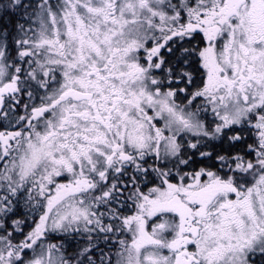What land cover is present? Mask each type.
Segmentation results:
<instances>
[{"label":"snow or ice","instance_id":"1","mask_svg":"<svg viewBox=\"0 0 264 264\" xmlns=\"http://www.w3.org/2000/svg\"><path fill=\"white\" fill-rule=\"evenodd\" d=\"M0 264H264V0H0Z\"/></svg>","mask_w":264,"mask_h":264}]
</instances>
